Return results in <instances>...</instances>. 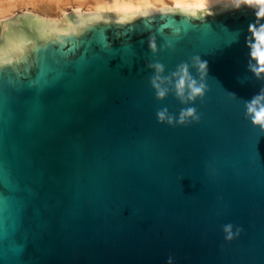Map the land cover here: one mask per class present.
Here are the masks:
<instances>
[{"label": "water", "instance_id": "water-1", "mask_svg": "<svg viewBox=\"0 0 264 264\" xmlns=\"http://www.w3.org/2000/svg\"><path fill=\"white\" fill-rule=\"evenodd\" d=\"M256 21L222 4L0 25V264H264V133L244 107L264 87ZM195 55L204 101L157 100L147 63ZM165 107L201 120L161 124Z\"/></svg>", "mask_w": 264, "mask_h": 264}, {"label": "clouds", "instance_id": "clouds-1", "mask_svg": "<svg viewBox=\"0 0 264 264\" xmlns=\"http://www.w3.org/2000/svg\"><path fill=\"white\" fill-rule=\"evenodd\" d=\"M231 7L239 9L247 5L253 8L257 18L256 23L250 24L248 31V47L250 49L249 70L255 75L257 80L264 81V0H230ZM148 47L154 56L161 50L158 49L156 39L150 36ZM175 50V45L169 41L163 46V50ZM131 67V64L128 65ZM147 68L152 70L153 75L149 78L151 87L155 90L156 99L163 101L170 94H174L181 104L187 106L194 104L198 99L203 102L206 93L209 91L207 84L208 63L201 59L199 55L192 56L189 61H182L176 65L175 69L166 74V66L159 61L147 63ZM195 73V74H194ZM198 77V78H197ZM236 97L235 94L229 93ZM245 119L251 125L264 133V87L250 100L244 101ZM157 119L161 124H168L175 127L186 126L192 123H199L201 115L196 107H184L180 109L178 117L170 113L168 108L157 111ZM225 239L232 241L238 238L243 232V228L231 223L223 225ZM167 264H173L170 257Z\"/></svg>", "mask_w": 264, "mask_h": 264}, {"label": "bare ground", "instance_id": "bare-ground-1", "mask_svg": "<svg viewBox=\"0 0 264 264\" xmlns=\"http://www.w3.org/2000/svg\"><path fill=\"white\" fill-rule=\"evenodd\" d=\"M12 1L13 3L15 2V0ZM12 1H8L10 2V4L8 3L9 5L7 3H4L5 5L7 4V6L3 4V6L0 8V14L3 17L7 16L6 13H9L11 10L7 8L8 6L16 7V5H13ZM16 1L18 2V0ZM58 1L60 2V0H56L55 3H57ZM1 2L4 1L1 0ZM20 3L21 5H26L24 4V1L22 2L20 1ZM20 3H16V4L19 5ZM222 4H231V3L230 0H94L93 3L92 4L89 3V6L86 7L85 9H82V4H80V2L79 4L74 5L72 8L75 14L77 15V17L86 18V17H103L108 15L120 16V15L148 14L151 12L156 13L158 11H169V10L198 12L202 10L212 9ZM0 5H2V3ZM64 5H66V2ZM51 6L53 7V5ZM55 7L58 8L59 6L55 5ZM43 9L46 15V10H49L50 7L46 6V8ZM59 11L60 12L62 11L61 12L62 14H56L55 18L53 17L49 18L48 16L49 13H48L43 21L46 24H61L66 19L67 14L64 9H61Z\"/></svg>", "mask_w": 264, "mask_h": 264}, {"label": "rangeland", "instance_id": "rangeland-1", "mask_svg": "<svg viewBox=\"0 0 264 264\" xmlns=\"http://www.w3.org/2000/svg\"><path fill=\"white\" fill-rule=\"evenodd\" d=\"M4 2H0L2 3V5H0V8L3 6L4 3H9L8 1H12V0H3ZM20 1H24V4L26 5H21ZM18 0V2L15 0V2L13 3V7L8 6L7 8L11 9L9 13H6L7 16L3 17L0 14V25L2 24H6L11 22L12 20H14L16 17H23V18H34V19H40V20H44V18H46L47 14L49 16V18H55L56 14H62L59 10L64 9L66 11V16H73V14L75 13L73 11V6L79 4H82V9H85L86 7L89 6V3L92 4L93 1L92 0H60V2L58 1L57 3L56 0ZM82 1V3H81ZM26 2V3H25ZM66 2V5H64ZM0 3V4H1ZM16 3H20L19 5ZM68 3V4H67ZM7 4L5 6H7ZM8 4V5H9ZM18 5V6H17ZM53 5V7L51 6ZM55 5L59 6L58 8L55 7ZM12 6V5H11ZM50 7L49 10H46V15H45V11H43V8ZM61 6V8H60ZM55 7V8H54ZM52 8V9H51ZM54 8V9H53ZM60 8V9H59ZM42 9V10H41ZM57 9V10H56ZM49 11V12H48ZM44 22V21H43Z\"/></svg>", "mask_w": 264, "mask_h": 264}]
</instances>
